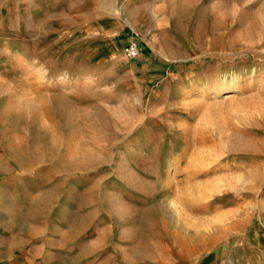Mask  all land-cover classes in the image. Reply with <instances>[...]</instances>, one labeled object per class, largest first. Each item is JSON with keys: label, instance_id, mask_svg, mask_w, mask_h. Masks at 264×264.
Instances as JSON below:
<instances>
[{"label": "rangeland", "instance_id": "374dc122", "mask_svg": "<svg viewBox=\"0 0 264 264\" xmlns=\"http://www.w3.org/2000/svg\"><path fill=\"white\" fill-rule=\"evenodd\" d=\"M99 2L0 0V230L15 255L264 264V0ZM108 13L120 34L94 27ZM117 35L136 59L96 54Z\"/></svg>", "mask_w": 264, "mask_h": 264}, {"label": "crops", "instance_id": "0c3cea01", "mask_svg": "<svg viewBox=\"0 0 264 264\" xmlns=\"http://www.w3.org/2000/svg\"><path fill=\"white\" fill-rule=\"evenodd\" d=\"M52 1L55 2L56 0H52ZM76 1L81 4V3L87 2L88 0H76ZM101 1L103 0H100V2ZM104 1L106 3L107 1H111V0H104ZM130 1L131 0H112V2H119V4L122 5V9L125 8V6L126 8L130 9V5H129ZM93 2L96 3L97 0H93ZM105 6H103V8H105ZM98 22H96L97 24L94 25V27L101 30V34L106 33L107 30H110V29H115L113 31L114 32L117 31L116 34H120L122 32V30H118V29H121V26L119 25V22H118V14L108 13L106 15L101 16ZM85 33L86 32L83 27L81 29H73L71 32L72 34L71 37L76 40V44H75L76 46H73L72 54L74 53V55L76 54L77 57H79L78 58L79 60L78 68L80 70L84 68L82 64V62H84V58L82 56L83 53L81 52H83V49L86 46V40L83 39L85 37ZM117 37H119L120 39V35L119 36L117 35ZM98 39L100 40V43L99 45L98 44L96 45V48H95L96 54L104 58L107 57V55L111 54L112 52H115V51L122 52L124 50L125 45H127L128 43L124 36H123V39H120L121 43H118V42L113 43L112 41H109V39L107 38L106 39L102 38V36L99 37ZM70 51L71 50L69 49L68 51H65L64 53L68 58L70 56ZM126 61L128 62L129 59H126ZM4 226L5 225L3 221H0V227H4ZM1 231L2 230H0V264H31L29 253L27 254L25 258H22L21 261L19 260L20 258H18V255H15V252L17 251L16 245H15L16 237L13 235V233L9 235L6 233L4 234V232H1ZM28 246L29 245L27 244L26 248ZM3 251H8V254H6V256H3ZM27 251L29 252V250ZM16 254L18 253L16 252Z\"/></svg>", "mask_w": 264, "mask_h": 264}, {"label": "bare ground", "instance_id": "6f19581e", "mask_svg": "<svg viewBox=\"0 0 264 264\" xmlns=\"http://www.w3.org/2000/svg\"><path fill=\"white\" fill-rule=\"evenodd\" d=\"M186 3H187V2H186ZM247 34H248V32H247ZM238 81H239V80H238V77H236V80L233 79V80H232V83H233V84H236ZM231 87H232V88H231L230 90H228L229 93L232 92V91H234L235 88H236V87H234V86H231ZM228 92H227V94H226L227 97H225V99H224L225 101H226L228 98H231V97H232V94H229ZM53 98L55 99L54 96H53ZM56 98H58V95L56 96ZM61 98H62V97H61ZM54 99H53V100H54ZM59 99H60V98H59ZM51 100H52V97H51ZM56 100H57V99H56ZM230 100H232V99H230ZM18 110H19V109H18V106H10V107L6 108L3 112L6 113L5 116H12V113H16ZM7 119H8V118H7ZM9 119H10V118H9ZM9 119H8V120H9ZM12 120H13V119H12ZM14 120H16V119H14ZM222 178H223V176H222ZM222 178H220V179H222ZM226 178H227V177H226ZM214 179H215V178H214ZM216 179H218V178H216ZM216 179H215V180H216ZM221 181H222V180H221ZM219 182H220V180H219ZM223 182H224V181H223ZM223 182H222V183H223ZM218 186H219V184H218ZM218 190H219V189H218ZM168 207H169V206H168ZM170 207H171L172 210H175V212H176V208H177V207H175L174 202L171 201V203H170ZM238 210H239V209H238ZM239 212H240V211H239ZM233 213L236 214L237 211H236V212L234 211ZM228 216H229V215H228ZM233 216H234V214H233ZM234 218H235V217H234ZM226 219H228V218H226ZM229 221H230V220H229Z\"/></svg>", "mask_w": 264, "mask_h": 264}, {"label": "built area", "instance_id": "2783aa9c", "mask_svg": "<svg viewBox=\"0 0 264 264\" xmlns=\"http://www.w3.org/2000/svg\"><path fill=\"white\" fill-rule=\"evenodd\" d=\"M124 53L129 59H136L139 56V46L135 41H129L124 48Z\"/></svg>", "mask_w": 264, "mask_h": 264}]
</instances>
